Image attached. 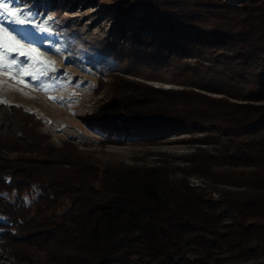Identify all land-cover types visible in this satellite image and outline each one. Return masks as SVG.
<instances>
[{"label": "trees", "instance_id": "obj_1", "mask_svg": "<svg viewBox=\"0 0 264 264\" xmlns=\"http://www.w3.org/2000/svg\"><path fill=\"white\" fill-rule=\"evenodd\" d=\"M140 1L170 33H194L241 62L197 68L207 73L201 87L219 97L136 84L113 93L102 112L133 125L146 115L214 126L227 136L223 148L185 162L217 168L215 182L227 188L209 194L161 162L117 164L85 180L88 166L73 173L81 165L66 150L73 144L55 147L32 113L0 103V235L25 264H264V66L242 63L264 56V0ZM180 93L197 102L193 109L175 101ZM35 189L27 205L24 194Z\"/></svg>", "mask_w": 264, "mask_h": 264}, {"label": "rangeland", "instance_id": "obj_2", "mask_svg": "<svg viewBox=\"0 0 264 264\" xmlns=\"http://www.w3.org/2000/svg\"><path fill=\"white\" fill-rule=\"evenodd\" d=\"M224 1L240 4L246 0ZM140 2L19 0L13 6L30 10L35 14V22L47 21L50 31L39 32L28 24L9 25L4 21L10 30H17L13 33L17 39L30 43L37 51L29 52L27 55L32 59L27 60V56H20L15 41L3 37V47L11 53L6 59L16 58L18 63H23L24 71H15V66L11 71L0 68V101H6L0 103L17 105L32 113L55 147L73 144L66 150L77 152L81 164L73 167V173L88 166L90 171L84 173L85 180L92 179L94 172L117 164L161 162L191 185L201 186L209 194H219L216 188L227 187L215 182L213 173L217 168L209 165L199 168L185 162L204 154L217 155L223 148L227 136L214 126H194L187 121L176 125V121L161 118L147 122L146 115L133 125L124 116L107 117L102 112L103 103L113 93H132L131 87L136 84L161 90H194L219 97L217 90L201 87L207 73L197 68L241 62L231 49L214 52L204 42L200 44L194 33L190 37H183L180 30L170 33L157 19L151 21L146 17L149 10ZM193 51L199 52L201 59L189 57ZM245 62L261 67L264 56L242 61ZM45 65H51L55 71L45 70ZM29 72L37 79L33 80ZM173 96L176 102L188 106L187 112L197 103L187 93ZM127 116L133 118L134 114ZM195 152L200 154L193 156ZM203 170L208 172L207 178L201 177ZM38 194L39 189L26 192L25 203L33 204ZM6 197L10 203L16 202L14 192ZM4 242L0 235V264H25L16 260Z\"/></svg>", "mask_w": 264, "mask_h": 264}, {"label": "snow or ice", "instance_id": "obj_3", "mask_svg": "<svg viewBox=\"0 0 264 264\" xmlns=\"http://www.w3.org/2000/svg\"><path fill=\"white\" fill-rule=\"evenodd\" d=\"M19 0H0V17L3 19L0 20V68H8L10 71L13 70V66H15V71L17 72H23L24 67L23 63H18L16 58L12 59H6L7 57L11 56V53L8 52L7 48L3 47L2 40L3 37L7 36L13 41L16 42L18 45V51L20 56H27V60H31L32 57L28 56L27 54L29 52H35L37 51L36 48L32 47L30 43L25 44L22 43L20 39H17V35H14L13 33L16 32V29H9V27L5 26V20L7 21V24L9 25H31L34 29L38 30L39 32H49L50 29L47 27V21L41 22H35L33 17L35 14L31 13L29 11H23L21 9H18L14 7V4H18ZM23 37H21L22 39ZM26 63V61H25ZM51 69L55 71L54 68L51 67V65H45V70ZM28 75L33 79H37V76L29 72ZM23 82V81H22ZM50 99H55L50 97ZM0 102H6V101H0Z\"/></svg>", "mask_w": 264, "mask_h": 264}, {"label": "bare ground", "instance_id": "obj_4", "mask_svg": "<svg viewBox=\"0 0 264 264\" xmlns=\"http://www.w3.org/2000/svg\"><path fill=\"white\" fill-rule=\"evenodd\" d=\"M228 1H230L231 3H238V2H240L242 0H228Z\"/></svg>", "mask_w": 264, "mask_h": 264}]
</instances>
